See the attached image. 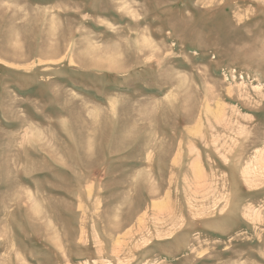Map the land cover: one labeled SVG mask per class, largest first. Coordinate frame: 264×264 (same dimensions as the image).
I'll return each mask as SVG.
<instances>
[{"label": "rangeland", "instance_id": "374dc122", "mask_svg": "<svg viewBox=\"0 0 264 264\" xmlns=\"http://www.w3.org/2000/svg\"><path fill=\"white\" fill-rule=\"evenodd\" d=\"M263 157L264 0H0V264H264Z\"/></svg>", "mask_w": 264, "mask_h": 264}, {"label": "bare ground", "instance_id": "6f19581e", "mask_svg": "<svg viewBox=\"0 0 264 264\" xmlns=\"http://www.w3.org/2000/svg\"><path fill=\"white\" fill-rule=\"evenodd\" d=\"M264 158V157H263ZM180 212V211H179ZM180 220V219H179ZM153 225V224H152ZM189 229V228H188ZM126 235V234H125ZM203 240V239H202ZM125 244V243H124ZM201 245V244H200ZM120 247V246H119ZM202 256V255H201ZM240 258V257H239Z\"/></svg>", "mask_w": 264, "mask_h": 264}]
</instances>
